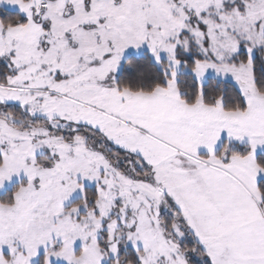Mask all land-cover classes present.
<instances>
[{
  "label": "snow or ice",
  "instance_id": "1",
  "mask_svg": "<svg viewBox=\"0 0 264 264\" xmlns=\"http://www.w3.org/2000/svg\"><path fill=\"white\" fill-rule=\"evenodd\" d=\"M0 264H264V0H0Z\"/></svg>",
  "mask_w": 264,
  "mask_h": 264
}]
</instances>
